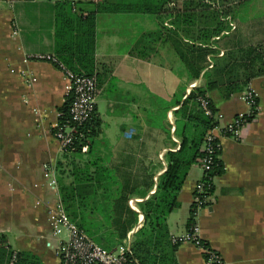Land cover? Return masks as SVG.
I'll return each instance as SVG.
<instances>
[{
  "label": "crops",
  "instance_id": "crops-1",
  "mask_svg": "<svg viewBox=\"0 0 264 264\" xmlns=\"http://www.w3.org/2000/svg\"><path fill=\"white\" fill-rule=\"evenodd\" d=\"M201 10L238 11L231 32L211 39L218 40L220 56L235 49L234 42L243 44V50L264 47V0H0V242L4 248L31 253L39 264H60L58 247L68 239L66 231L54 235L51 214L61 199L45 171L54 168L58 176L63 162L60 171L68 175L72 167L55 136L60 109L70 95L64 69L37 58L58 59L59 15L96 17V113L102 127L92 152L109 164L126 188L127 200L117 215L131 226L125 243L143 225L140 204L156 192L172 142L180 143L175 135L170 140L165 131L166 123L174 129L180 104L165 110L161 101L174 103L183 86L188 91L194 83L203 84V80L189 82L180 60L182 51L174 45L177 40L189 41L184 37L183 14H193L196 28L201 26ZM248 88L258 102L253 115L243 100ZM209 96L221 126L242 113L251 117L239 138L214 132L224 171L215 178L214 201L197 218L200 237L221 256L222 264H264V73L230 98H223L218 90ZM203 174L200 165L190 168L167 220L169 240L187 232L194 190ZM175 255L179 264H205L202 251L192 242L178 244ZM0 264H4L1 253Z\"/></svg>",
  "mask_w": 264,
  "mask_h": 264
},
{
  "label": "trees",
  "instance_id": "trees-1",
  "mask_svg": "<svg viewBox=\"0 0 264 264\" xmlns=\"http://www.w3.org/2000/svg\"><path fill=\"white\" fill-rule=\"evenodd\" d=\"M232 12L234 11L201 10V26L196 28L193 14H183L187 24L183 30L184 37L189 41L177 40L174 45L178 51H182L180 60L187 69L189 82L203 80V84L194 87L190 94H187L186 86H183L174 103L161 101L165 110L180 104L175 111L174 133L170 123H166L165 128L170 140L175 135L180 143L174 142L173 149L167 152L168 167L160 177L156 192L140 204L144 221L130 245L131 257L135 263L179 264L175 255L178 244L168 239L167 220L176 206L190 168L198 165L208 154L205 150L208 133L218 125L215 116H207L202 110L198 98L209 95L213 90H218L223 98H230L235 93L243 92L253 78L264 73V47L246 50L235 48L220 56L217 41L234 28L233 19L238 11L235 14H231ZM229 16L232 18H228ZM195 33L198 35L193 37ZM96 37L94 14L86 17L69 16L65 13L59 15L55 46L59 61L76 74L95 75ZM215 38L218 40L213 42L211 39ZM210 61L213 63L212 68L209 67ZM215 73L221 74L222 82L216 78ZM72 99L70 96L60 109L61 123L70 118ZM210 102L212 110L219 112L211 98ZM101 127L102 120L96 111L89 120L81 125L77 124L76 138L65 151L64 157L72 167L66 175L65 170L60 171L64 163H59L58 184L61 203L69 218L101 246L112 250L116 245L124 243L131 226L124 232L120 227L123 224L122 217H117L118 210L122 211L127 200L124 197L125 186L109 164L92 152ZM211 143L214 150L211 155L212 175L217 177L224 171L220 157L221 146L218 138ZM85 147L87 151H84ZM67 178H70V182L66 181ZM192 213L191 208L188 229L196 222ZM134 215L137 216L136 213ZM2 244L0 242V253L4 264H39L38 258L33 254L15 252L4 248ZM205 244L208 245L206 242Z\"/></svg>",
  "mask_w": 264,
  "mask_h": 264
},
{
  "label": "built area",
  "instance_id": "built-area-1",
  "mask_svg": "<svg viewBox=\"0 0 264 264\" xmlns=\"http://www.w3.org/2000/svg\"><path fill=\"white\" fill-rule=\"evenodd\" d=\"M37 58L56 62L65 72L67 93L73 99L70 106V118L64 123L59 121L55 136L60 141L63 150L67 151L76 138L77 124L81 125L89 120L96 111L98 80L95 75L88 76L84 74H76L66 69L57 58L51 55H39ZM209 67H213L212 61H210ZM197 85L198 83L192 84L190 89H188L187 94H190L192 89ZM243 100L250 106V115H253L258 109L257 97L253 90L248 88L243 95ZM198 102L207 116H215L218 120V125L208 133L205 147L208 154L198 163L204 174L203 178L197 183L193 194L192 215L196 219V222L186 233L172 236V242L174 244L192 242L202 251L203 256H206L205 264H222L221 256L209 245H206L204 240L200 237V228L197 223V218L201 211L214 201L216 176L212 175L211 155L214 150L211 142L217 138L214 133L217 129L224 135L239 138L243 127L249 123V117L251 116L242 113L237 115L225 126H221L220 115L218 112L212 110L209 95L199 97ZM61 116L62 113L59 112V118H61ZM178 148L179 147L175 149ZM86 149L87 148L85 147L84 150ZM56 172L57 170L54 168H47L45 171V176L50 181V186L55 189L59 188ZM51 221L55 236H59L62 231L68 233V239L66 241H60L58 247V254L61 258L60 264H138L135 263L131 257V241H126L113 250H107L69 218L61 201L58 202L56 210L52 212Z\"/></svg>",
  "mask_w": 264,
  "mask_h": 264
},
{
  "label": "rangeland",
  "instance_id": "rangeland-1",
  "mask_svg": "<svg viewBox=\"0 0 264 264\" xmlns=\"http://www.w3.org/2000/svg\"><path fill=\"white\" fill-rule=\"evenodd\" d=\"M232 1V0H231ZM227 42H229V41H227ZM226 42V43H227ZM232 45L233 46H231V47H236V49L237 50H239V49H243V44H241V43H238V42H234V43H232ZM223 46H225L226 47V49H228V48H230V46L228 45V44H225V45H223ZM228 47V48H227ZM217 72V71H216ZM216 74L217 73H215V76H216ZM216 78L217 79H220L221 78V74L219 73V74H217V76H216ZM221 80V82H222V79H220ZM174 132V131H173ZM174 141V140H173ZM172 147H174V144H173V142H172V145H171ZM120 227H121V229L125 232V230L127 229V227H129V223L126 225V222L125 223H123L122 225H120Z\"/></svg>",
  "mask_w": 264,
  "mask_h": 264
}]
</instances>
